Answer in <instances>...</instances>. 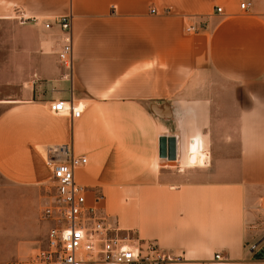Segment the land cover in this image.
I'll return each instance as SVG.
<instances>
[{
    "label": "crops",
    "instance_id": "0c3cea01",
    "mask_svg": "<svg viewBox=\"0 0 264 264\" xmlns=\"http://www.w3.org/2000/svg\"><path fill=\"white\" fill-rule=\"evenodd\" d=\"M62 16L72 78L59 27L31 21ZM2 24L0 264L44 234L47 149L61 144L88 159L75 172L88 202L103 195L166 264H264L251 252L264 240V0H0ZM61 100L81 116L53 114Z\"/></svg>",
    "mask_w": 264,
    "mask_h": 264
},
{
    "label": "built area",
    "instance_id": "2783aa9c",
    "mask_svg": "<svg viewBox=\"0 0 264 264\" xmlns=\"http://www.w3.org/2000/svg\"><path fill=\"white\" fill-rule=\"evenodd\" d=\"M244 12L250 11V4L242 3ZM156 14V10H151ZM217 14L223 9L217 8ZM31 21L42 23L46 29L58 26L59 61L67 77L72 78L74 69L73 17ZM205 29L206 24L190 25L188 33ZM55 115H66L77 119L82 114L80 106L73 100L50 103ZM46 164L52 170L55 188L53 204L46 207L43 217L52 223L48 231L47 247L39 249L29 260H14L8 264H166L171 256L152 241L140 240L135 231L117 225L101 206L104 196L96 193L93 203L88 202L87 188L76 183L75 172L88 164L85 156H76L72 146L61 144L47 149ZM255 257L264 259V240L251 248ZM220 260V254L216 255Z\"/></svg>",
    "mask_w": 264,
    "mask_h": 264
},
{
    "label": "rangeland",
    "instance_id": "374dc122",
    "mask_svg": "<svg viewBox=\"0 0 264 264\" xmlns=\"http://www.w3.org/2000/svg\"><path fill=\"white\" fill-rule=\"evenodd\" d=\"M11 28L8 25L2 24L0 25V30H4V35L0 38L6 37V29ZM55 188L52 181L49 183V186L43 196V207L40 214V220L43 224H45L46 229L44 231V234L41 236L40 241L36 244V249L32 252H30L25 260H29L39 249H45L47 247V239H48V231L50 227L52 226V223L45 220L43 217V211L46 207H49L51 204H53L54 198H55ZM111 217V215H110ZM112 218V217H111ZM12 262V261H11Z\"/></svg>",
    "mask_w": 264,
    "mask_h": 264
},
{
    "label": "water",
    "instance_id": "95a60500",
    "mask_svg": "<svg viewBox=\"0 0 264 264\" xmlns=\"http://www.w3.org/2000/svg\"><path fill=\"white\" fill-rule=\"evenodd\" d=\"M164 140H162V148H161V154L164 156Z\"/></svg>",
    "mask_w": 264,
    "mask_h": 264
},
{
    "label": "bare ground",
    "instance_id": "6f19581e",
    "mask_svg": "<svg viewBox=\"0 0 264 264\" xmlns=\"http://www.w3.org/2000/svg\"><path fill=\"white\" fill-rule=\"evenodd\" d=\"M197 153H198V152H197ZM198 154H199V153H198ZM196 155H197V154H196ZM202 157H203V156H202V154L200 153V154H199V157H198V159L200 160V162H199L200 164L202 163V162H201V161H202Z\"/></svg>",
    "mask_w": 264,
    "mask_h": 264
}]
</instances>
